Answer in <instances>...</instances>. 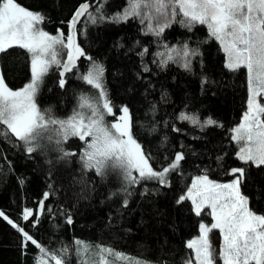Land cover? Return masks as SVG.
Returning <instances> with one entry per match:
<instances>
[{
	"label": "trees",
	"instance_id": "obj_1",
	"mask_svg": "<svg viewBox=\"0 0 264 264\" xmlns=\"http://www.w3.org/2000/svg\"><path fill=\"white\" fill-rule=\"evenodd\" d=\"M15 2L42 14L40 27L52 35L63 33L65 39L78 7L84 2L89 5L75 28L84 55L63 76V67H50L35 96L42 112L65 120L82 96L95 97L96 88L83 77L99 65L103 69L100 83L112 106L111 119L122 108L128 109L131 135L150 157L153 169L161 171L177 153L184 158L164 183L155 178L129 183L119 168H106L99 175L95 167H86L82 159L86 143L77 136L65 140L50 130L47 137L51 139L35 145L25 144L10 132L0 134V213L4 214L0 216V264H55L54 255L63 264H81L85 258L88 264L93 258L99 264L100 247L144 264H184L194 258L187 242L199 235L201 223L210 226L211 218L206 208L197 216L191 202L181 201V196L194 177L227 182L235 177L230 174L233 168L245 170L240 191L249 198L250 210L264 215V165L239 160L238 145L231 138V130L247 108L246 70L225 68L224 53L205 25L197 23L189 30L174 22L156 35L136 18L112 21L127 0ZM89 14L95 23L88 20ZM185 45L196 53L186 57L188 68L175 60L162 64L157 57L162 48ZM64 54L66 49L61 60ZM30 73L25 49L14 46L0 53V74L10 89L22 88ZM181 114L198 118L200 124L208 119L216 123L202 130L180 119ZM50 129L58 128L51 125ZM30 146L32 153L27 151ZM133 175L139 178V173ZM26 209L32 212L27 220ZM209 238L218 257L219 230H213ZM77 241L90 246L87 257L77 254ZM106 259L109 264H122L115 256L106 255ZM217 264L222 263L217 259Z\"/></svg>",
	"mask_w": 264,
	"mask_h": 264
},
{
	"label": "snow or ice",
	"instance_id": "obj_2",
	"mask_svg": "<svg viewBox=\"0 0 264 264\" xmlns=\"http://www.w3.org/2000/svg\"><path fill=\"white\" fill-rule=\"evenodd\" d=\"M129 7L123 14L112 17V21L119 23L126 21L129 16H142L149 21L148 29L159 35L172 23L179 22L191 30L194 24L206 25L210 38H214L226 55L225 68L229 71L246 69L248 100L247 111L240 124L231 130L232 140L239 148L237 158L244 163H253L256 166L264 165V0H128ZM150 9L147 13L141 12V6ZM89 8L87 3L82 4L72 20L69 22L67 43L63 33L50 35L39 27L44 17L20 6L15 0H0V53L14 46L25 49L31 59V80L19 90L10 89L0 74V134L10 132L18 140L30 144L42 138L43 133L55 131L67 140L70 136H78L81 140L91 137L86 142V149L82 159L86 167H95L97 174L103 175L106 168H119L129 183H138L140 179H158L165 182L166 175L179 166L184 158L177 153L175 159L161 171L153 169L141 146L131 135V124L128 109L122 108L123 115L120 122L110 125L105 122V114L112 115V106L100 83L103 69L96 65L83 79L93 88L100 89L99 98L93 102L82 96L79 107L87 108L89 115L76 111L67 120H57L45 110L41 111L35 102V96L42 83L43 77L52 65L63 67L70 71L78 56L84 55L81 48L75 44L74 30L77 20ZM154 9V14L153 10ZM90 19L93 23L96 18ZM182 19L177 21V17ZM163 18L164 23L153 28L152 19ZM59 46V48L57 47ZM67 49V62L59 59L62 50ZM175 51V50H172ZM179 54V53H178ZM195 55L194 51L185 45L183 56ZM173 60L171 54L162 64ZM184 67L188 68L186 61ZM63 86L64 81H60ZM99 100H103L102 105ZM180 119L189 120L194 125L204 127L216 122L208 119L203 124L196 117L181 114ZM51 125H59L58 129H50ZM113 129L115 131H113ZM127 137V139H125ZM51 139V137H48ZM60 141L57 140V144ZM27 151L32 153L33 147ZM67 155V153H66ZM139 173V178L133 172ZM243 168L231 169V175L236 178L231 183L217 184L209 181L207 176L193 180L192 188L187 196L180 200L190 199L197 216L207 205L211 208L213 223L207 226L200 224V235L197 239L187 242L186 247L194 253V258L187 259L184 264H217V259L223 264H264V215H258L249 208V198L240 191ZM239 173V176L236 174ZM45 193V198H47ZM179 202V201H178ZM127 203V202H125ZM41 204L43 202L41 201ZM0 213V216H3ZM32 215L31 210H25L24 219ZM5 219H8L6 216ZM13 227L17 225L8 221ZM69 217L68 223H71ZM218 229L222 238L218 257L214 256V249L210 241V233ZM23 233V229H18ZM25 240L31 241L45 253L37 241L27 233H23ZM77 254L87 257L90 246L77 241ZM67 253V249L62 250ZM107 256H115L122 264H144L137 258L127 257L122 253H115L112 249L99 248V264H109ZM55 264H63L61 258L53 256ZM81 264H88L85 258Z\"/></svg>",
	"mask_w": 264,
	"mask_h": 264
},
{
	"label": "rangeland",
	"instance_id": "obj_3",
	"mask_svg": "<svg viewBox=\"0 0 264 264\" xmlns=\"http://www.w3.org/2000/svg\"><path fill=\"white\" fill-rule=\"evenodd\" d=\"M129 7V2H128V0H127V6L123 9V11L120 13V14H123V12H124V10L126 9V8H128ZM150 11V9L149 8H147V7H144L143 6V4H142V6H141V12L142 13H147V12H149ZM153 11V14H154V9L152 10ZM92 16V15H91ZM92 17H94V16H92ZM129 18H136V19H138V20H140L141 21V19L143 18L142 16H129ZM86 19H87V17H86ZM177 19L178 20H180V19H182V16H178L177 17ZM88 20H90V21H92L91 19H90V16H88ZM81 22V21H80ZM79 22V23H80ZM78 23V24H79ZM148 23H149V21L147 20V19H145V21H144V23H142L143 24V26L145 27V29L146 30H148L149 31V29H148ZM151 23H152V25H153V28L155 29L156 28V25L157 24H162V23H164V20H163V18H159V19H152V21H151ZM78 26V25H77ZM76 26V27H77ZM206 26V25H205ZM39 27H40V25H39ZM75 27V28H76ZM41 28V27H40ZM206 28H207V26H206ZM42 29V28H41ZM149 32H153V31H149ZM50 34V33H49ZM50 35H52V34H50ZM67 35H68V33H67ZM67 35H66V38H67ZM74 39H75V44L77 45V37H76V32H75V30H74ZM65 43H67V39H65ZM220 45V44H219ZM58 48H59V46H57ZM221 47V46H220ZM181 49H183L184 50V48H180V47H177V46H169V47H165V48H162V50L160 49L158 52H157V57L159 56V57H161L160 59H161V61H163V60H167V58H168V55L169 54H171L172 55V57H173V60H175V61H177V62H180L181 64H184L185 62H186V57L185 58H183L182 57V54H183V51H182V53H180V50ZM172 50H175V51H172ZM221 50H222V48H221ZM67 52H68V50L66 49V54H64V57L62 58V61H66L67 59H68V56H67ZM222 52L224 53V51L222 50ZM179 53V54H178ZM190 57V55L188 56V58ZM224 58H225V60H226V55H225V53H224ZM59 59H60V57H59ZM172 60V61H173ZM168 61H170V60H168ZM52 66H54V65H52ZM51 66V67H52ZM57 66V65H56ZM61 68V67H60ZM246 70V69H245ZM91 71H94V67H92V69H91ZM30 72H31V59H30ZM247 74V73H246ZM30 80H31V73H30V79H29V81L27 82V83H29L30 82ZM26 83V84H27ZM21 89V88H20ZM95 89V88H94ZM17 90H19V89H17ZM95 91H96V96L95 97H93V98H89L90 100H92L93 102H96V100L99 98V94H100V89H95ZM81 99V98H80ZM80 99H79V101H78V103H77V106H76V108L73 110V112H72V114L70 115V116H68L67 117V119L69 118V117H71L73 114H74V112H76V111H80V112H83L85 115H89L90 114V111L87 109V108H84V109H81L80 107H79V104H80ZM261 99V101L262 102H264V97H261L260 98ZM36 102V101H35ZM99 103L102 105V103H103V100H99ZM38 107V106H37ZM247 111V108H246V110L242 113V115H241V118H240V121H239V123L238 124H236L233 128H235V127H237L239 124H240V122H241V119H242V117H243V115H244V113ZM123 115V113L121 112L116 118H112L111 119V117H110V115H108V114H105V122H106V124H108V125H110V124H112V123H116V122H120L119 121V117H121ZM110 117V118H109ZM67 119H65V120H67ZM56 127L57 128H59V125H56ZM113 131H115L114 129H113ZM49 135V131L48 132H45V133H43V136H42V138H40V139H38V140H36V141H33V143L35 144V145H39L40 143H43V142H47V141H49V138L47 137ZM71 137V136H70ZM78 137V136H77ZM59 138H63V135L61 134V135H59ZM125 139H127V137H125ZM91 140V137H86L85 138V140H82V141H90ZM86 143V142H85ZM244 143H245V141H241V143L238 145V151H239V148L241 147V146H243L244 145ZM85 146L87 147V145L85 144ZM135 172V171H134ZM135 173H138V172H135ZM198 177H202V175H200V176H196V177H194L192 180H191V183H190V185H189V187H188V189H187V191H186V193H185V195L184 196H187L188 195V191H189V189L190 188H192V184H193V180H195L196 178H198ZM236 177H234L233 179H235ZM233 179H231L230 181H227V182H217V181H214V180H211V179H209L208 178V180L209 181H212L213 183H217V184H227V183H231L232 181H233ZM190 202H191V204H192V201L190 200V199H188ZM192 206H193V204H192ZM208 209V211H209V214H210V218H211V224L214 222L213 221V219H212V216H211V208L210 207H208L207 205H205V207L202 209V210H204V209ZM193 209H194V206H193ZM211 226V225H210ZM209 226V227H210ZM218 230V229H217ZM219 234H220V232H219ZM199 235H200V233H199ZM199 235L197 236V237H195V238H193L192 240H194V239H197L198 237H199ZM221 242H222V238H221ZM221 246V245H220ZM194 254V253H193ZM99 257V256H98ZM109 261V260H108ZM97 260L95 259V258H93V261L91 262V264H97ZM221 263L223 264V262L221 261Z\"/></svg>",
	"mask_w": 264,
	"mask_h": 264
},
{
	"label": "water",
	"instance_id": "obj_4",
	"mask_svg": "<svg viewBox=\"0 0 264 264\" xmlns=\"http://www.w3.org/2000/svg\"><path fill=\"white\" fill-rule=\"evenodd\" d=\"M85 3L88 4V2H84V3H82V4H85ZM82 4H81V5H82ZM81 5H80V6H81ZM80 6H79L78 9L76 10V12L79 10ZM88 9H89V8H88ZM87 11H88V10H87ZM76 12H75V14H76ZM75 14H74V15H75ZM85 14H86V13H85ZM85 14H84V15H85ZM84 15H82V16L79 17V19H78L77 22H76L75 27H76V26L78 25V23L82 20V18L84 17ZM72 18H73V17H72Z\"/></svg>",
	"mask_w": 264,
	"mask_h": 264
}]
</instances>
